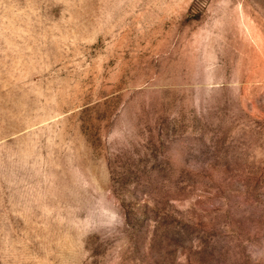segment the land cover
Listing matches in <instances>:
<instances>
[{
    "label": "rangeland",
    "instance_id": "1",
    "mask_svg": "<svg viewBox=\"0 0 264 264\" xmlns=\"http://www.w3.org/2000/svg\"><path fill=\"white\" fill-rule=\"evenodd\" d=\"M0 264H264V0H0Z\"/></svg>",
    "mask_w": 264,
    "mask_h": 264
}]
</instances>
